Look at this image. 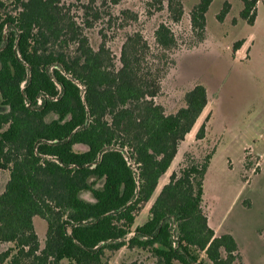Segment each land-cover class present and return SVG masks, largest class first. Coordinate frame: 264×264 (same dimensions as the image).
<instances>
[{
	"label": "trees",
	"instance_id": "obj_1",
	"mask_svg": "<svg viewBox=\"0 0 264 264\" xmlns=\"http://www.w3.org/2000/svg\"><path fill=\"white\" fill-rule=\"evenodd\" d=\"M122 1L91 0L79 17L73 0H0V178L9 174L0 264H108L124 248L150 254V264H245L236 239L217 235L203 210L213 153L199 160L187 152L136 226L209 99L198 84L175 113L156 103L178 46L166 23L155 31L157 54L141 32L127 33L116 61L108 31L124 27L107 11ZM186 1L156 3L179 23ZM242 2L252 26L260 0ZM212 3L191 11L199 40ZM230 8L226 0L220 20ZM100 23L95 47L88 32Z\"/></svg>",
	"mask_w": 264,
	"mask_h": 264
},
{
	"label": "rangeland",
	"instance_id": "obj_2",
	"mask_svg": "<svg viewBox=\"0 0 264 264\" xmlns=\"http://www.w3.org/2000/svg\"><path fill=\"white\" fill-rule=\"evenodd\" d=\"M90 1L73 0L77 7H73L75 14L80 17L79 8ZM225 2L213 0L205 37L199 40L200 32L193 30L190 16L199 0L185 2L179 23L173 22L166 7L160 11L156 0H123L107 11L124 27L118 25L109 30L107 43L119 62L126 34L141 32L157 54L155 31L160 23H166L173 30L178 46L168 54L170 64L161 80L162 91L156 103L171 114L184 106L186 93L198 84L204 85L208 92L205 112L181 144L152 202L137 216L136 226L148 220L152 203L187 152L199 160L213 153L203 197V210L210 226L217 235L230 234L236 239L245 264H264V0L257 5L252 26L241 17L242 0H230L231 8L220 20ZM123 10L137 14V20L122 16ZM108 19L109 15L105 21ZM103 27L106 26L100 23L88 32L95 47L100 43L98 32ZM237 43L242 45L235 52ZM207 118L205 138L197 140L196 134ZM8 179L9 174L3 172L0 193ZM44 226L37 222L42 243ZM7 247L0 244V254ZM149 255L124 248L109 253L108 264H150Z\"/></svg>",
	"mask_w": 264,
	"mask_h": 264
}]
</instances>
